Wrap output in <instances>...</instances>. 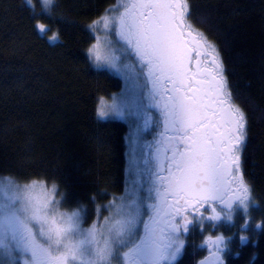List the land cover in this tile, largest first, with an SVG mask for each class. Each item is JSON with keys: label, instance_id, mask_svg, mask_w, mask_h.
<instances>
[{"label": "snow or ice", "instance_id": "snow-or-ice-1", "mask_svg": "<svg viewBox=\"0 0 264 264\" xmlns=\"http://www.w3.org/2000/svg\"><path fill=\"white\" fill-rule=\"evenodd\" d=\"M26 3L47 36L54 0ZM191 16L190 0H117L85 25L90 66L122 82L95 111L128 125L124 191H102L111 199L88 223L83 205L65 210L55 182L0 173V264H183L197 231L195 264H225L231 237L219 227L256 203L242 159L248 118Z\"/></svg>", "mask_w": 264, "mask_h": 264}, {"label": "trees", "instance_id": "trees-1", "mask_svg": "<svg viewBox=\"0 0 264 264\" xmlns=\"http://www.w3.org/2000/svg\"><path fill=\"white\" fill-rule=\"evenodd\" d=\"M116 2L54 0L52 16L44 20L51 29L45 36L34 29L26 0H0V173L55 182L68 196L65 210L83 205L88 223L96 219V207L111 199L102 191L119 195L125 187L128 125L101 120L95 111L98 97L110 99L122 82L90 66L86 53L95 39L85 25ZM190 5L192 23L221 50L233 97L247 115L244 174L261 210L264 0H190ZM52 32L59 33L58 40L48 38ZM253 222L262 227L252 228L246 242L238 222L219 227V234L231 237L225 264H264L262 211L252 215ZM199 237L194 233L183 264L202 258Z\"/></svg>", "mask_w": 264, "mask_h": 264}, {"label": "rangeland", "instance_id": "rangeland-1", "mask_svg": "<svg viewBox=\"0 0 264 264\" xmlns=\"http://www.w3.org/2000/svg\"><path fill=\"white\" fill-rule=\"evenodd\" d=\"M101 34H103V33H101ZM116 76H117V75H116ZM117 77H118V76H117ZM99 119H100V118H99ZM101 120H104V121H106V120H118V121H122V122H124L123 120H119V119H107V118H105V119H101ZM124 123H125V122H124ZM126 124H127V123H126ZM255 207H256V208H255ZM252 209H257V211L254 212V213H258V212L262 211V213L264 214V207L262 206L261 210H260V209L258 210V205H257L256 203H255L254 205H250L249 210H248V213L246 214V217H245V214L243 213V209H241L239 212H235V213H236V221H235V222H238L239 225L245 223V218H246V220H247L248 227L241 229V232L243 233L242 235H243V236H246V237H247L249 231H250L252 228H253V230H259V229H260V228L257 229V228L255 227V225H257V224L254 223V222H253V224H252V226H251V217H252V215L254 214V213L251 211ZM104 214L107 215V213H104ZM233 220H234V218H233ZM233 220H232V221H233ZM232 221H231V222H229V221H223L222 224H225V225H229V224H231V225L233 226V225H235V222L232 223ZM262 221H263V220L259 221L258 223H262ZM85 226H87V225H85ZM213 231H215V229H213Z\"/></svg>", "mask_w": 264, "mask_h": 264}, {"label": "flooded vegetation", "instance_id": "flooded-vegetation-1", "mask_svg": "<svg viewBox=\"0 0 264 264\" xmlns=\"http://www.w3.org/2000/svg\"><path fill=\"white\" fill-rule=\"evenodd\" d=\"M151 137H149V139H150ZM233 218H234V220L232 221V223H234L235 221H236V213L234 212L233 213ZM227 250V249H226ZM226 250H225V252H226Z\"/></svg>", "mask_w": 264, "mask_h": 264}]
</instances>
